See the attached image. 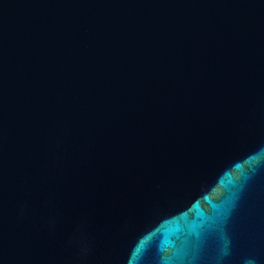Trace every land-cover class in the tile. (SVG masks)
<instances>
[{
  "label": "water",
  "instance_id": "obj_1",
  "mask_svg": "<svg viewBox=\"0 0 264 264\" xmlns=\"http://www.w3.org/2000/svg\"><path fill=\"white\" fill-rule=\"evenodd\" d=\"M0 264H264V0H0Z\"/></svg>",
  "mask_w": 264,
  "mask_h": 264
}]
</instances>
